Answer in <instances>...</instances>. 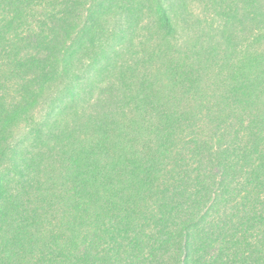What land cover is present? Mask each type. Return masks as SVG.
<instances>
[{"label":"trees","instance_id":"obj_1","mask_svg":"<svg viewBox=\"0 0 264 264\" xmlns=\"http://www.w3.org/2000/svg\"><path fill=\"white\" fill-rule=\"evenodd\" d=\"M201 1L0 0V156L42 147L12 156L49 264H264V0Z\"/></svg>","mask_w":264,"mask_h":264},{"label":"rangeland","instance_id":"obj_2","mask_svg":"<svg viewBox=\"0 0 264 264\" xmlns=\"http://www.w3.org/2000/svg\"><path fill=\"white\" fill-rule=\"evenodd\" d=\"M229 2L233 5L237 4V0H230ZM190 3L196 14L208 17L206 15V3L203 4V1L201 0H190ZM208 19H210L209 21L212 20L210 17H208ZM147 20L149 24H151L152 19L148 17L145 18L142 26L147 24ZM248 34L250 33L248 32ZM160 70L161 69H158V67H154L150 72L155 71L156 73H159ZM142 71L144 72V70ZM106 85L102 88L103 90H97L93 95L94 97H98L100 92H103L102 98H104V100L97 103L99 109L101 107L103 108V105L108 106L110 101L112 102V100H110L111 97L114 96L113 93L107 90L110 88L106 87ZM78 110H80V104ZM46 111L47 110L38 108L35 113V122L40 123L45 117ZM29 129L30 127L27 125H22L17 128L13 138L11 137L8 140L4 157L0 156L5 161L2 167H0V170L8 169L11 173V183L9 186L11 194L8 196L10 199L8 201L7 197V202L0 207V264H49L47 259L49 258L50 251L48 250L47 243L51 241L52 235L57 234L58 231L57 229H54L53 232L51 231L54 223L51 218L54 216L51 208L46 207L45 209V203H43L46 199L47 192L45 198L24 195L22 196V205L18 207L15 206L17 198L22 192V183L13 168V151H21L22 155H26L30 151L37 155V153L42 150V147L37 149L30 143L19 144L21 138L29 131ZM43 163L46 166L45 162ZM45 166L35 170L39 173V176L43 181L48 179L51 181L54 174H48L50 171H48ZM17 178L21 184L18 183ZM31 209H36L37 214L42 213V220L39 216L33 217L30 212ZM48 214L50 218H48ZM54 218L58 221L59 216ZM254 243H256V239ZM245 251L250 252L249 248H246ZM253 251L255 255H262V251H264V236L259 238L257 246H255ZM245 256H247V254Z\"/></svg>","mask_w":264,"mask_h":264}]
</instances>
